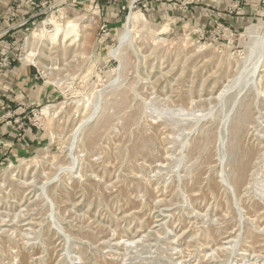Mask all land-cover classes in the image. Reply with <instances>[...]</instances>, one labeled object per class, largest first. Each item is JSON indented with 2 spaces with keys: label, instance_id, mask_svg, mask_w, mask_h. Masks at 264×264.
Returning <instances> with one entry per match:
<instances>
[{
  "label": "rangeland",
  "instance_id": "rangeland-1",
  "mask_svg": "<svg viewBox=\"0 0 264 264\" xmlns=\"http://www.w3.org/2000/svg\"><path fill=\"white\" fill-rule=\"evenodd\" d=\"M7 1L43 98L0 161V264H264V13L195 34L150 0Z\"/></svg>",
  "mask_w": 264,
  "mask_h": 264
},
{
  "label": "crops",
  "instance_id": "crops-1",
  "mask_svg": "<svg viewBox=\"0 0 264 264\" xmlns=\"http://www.w3.org/2000/svg\"><path fill=\"white\" fill-rule=\"evenodd\" d=\"M236 1L150 0L149 4L151 13L166 24L197 34L208 32L216 24L240 30L264 13V0H239V13L230 9ZM7 2L0 0V57L7 55L11 60L8 66L0 68V161L24 142L25 137L19 129L21 107L43 98L30 93V88L37 90L38 87L35 70L14 53L24 31V24L20 22L26 17L30 19L32 11L27 4L14 8L8 5L10 1ZM112 17L115 19L116 13ZM10 116L14 119H8ZM10 127L15 128L11 130Z\"/></svg>",
  "mask_w": 264,
  "mask_h": 264
},
{
  "label": "bare ground",
  "instance_id": "bare-ground-1",
  "mask_svg": "<svg viewBox=\"0 0 264 264\" xmlns=\"http://www.w3.org/2000/svg\"><path fill=\"white\" fill-rule=\"evenodd\" d=\"M140 18H141V16L139 14H130L127 17V28H125L123 30L122 34L119 37L121 43L125 42L128 39L134 24L137 23L140 20ZM47 22L54 25V27H55L54 32L51 35H49L51 40L56 39L58 33L62 35L63 39L68 38V39H70V41L74 40V34H72V30L74 29L73 28V26H74L73 21L70 20L67 22L66 27L63 29L64 30L63 33L59 29V27H58L59 24L56 21L54 16H50L48 18ZM37 34L38 33H35L34 35H37ZM259 34L264 36V21L261 23V32ZM263 40H264V38H263ZM29 45H31V41H29V43L27 45L28 47L26 49V53L22 56V60L24 61V63L27 61V62H32L33 64H35L36 61L34 58H32V56L34 54H33L32 50L29 49ZM47 111H48V107L45 106L42 109V112L46 113Z\"/></svg>",
  "mask_w": 264,
  "mask_h": 264
},
{
  "label": "built area",
  "instance_id": "built-area-1",
  "mask_svg": "<svg viewBox=\"0 0 264 264\" xmlns=\"http://www.w3.org/2000/svg\"><path fill=\"white\" fill-rule=\"evenodd\" d=\"M31 3L32 4H34V1L32 2L31 1ZM240 1L239 0H237L236 2H235V5H233V7H230V9L231 10H235V11H237V13H239V11H240ZM17 7H19V5L17 6ZM23 24H25V22L24 23H22V25ZM216 28L219 30V29H222V30H228V27H226V26H224V25H222V24H216ZM11 63V60L9 59V57L7 56V55H4V56H1L0 57V68H3V67H6V66H8L9 64ZM9 118V117H8ZM10 122V121H9ZM19 127H22V125H21V123H19Z\"/></svg>",
  "mask_w": 264,
  "mask_h": 264
}]
</instances>
